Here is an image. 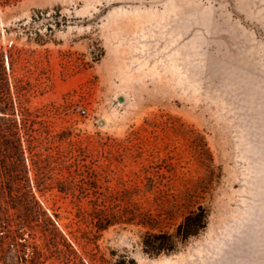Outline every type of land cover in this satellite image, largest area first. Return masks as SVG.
<instances>
[{
  "label": "rangeland",
  "instance_id": "1",
  "mask_svg": "<svg viewBox=\"0 0 264 264\" xmlns=\"http://www.w3.org/2000/svg\"><path fill=\"white\" fill-rule=\"evenodd\" d=\"M2 54L26 152L3 203L26 246L13 264H264V0H16ZM29 136L68 157L76 197L38 182ZM100 194L156 231L199 206L208 223L150 256L142 226L90 234L80 209Z\"/></svg>",
  "mask_w": 264,
  "mask_h": 264
},
{
  "label": "trees",
  "instance_id": "2",
  "mask_svg": "<svg viewBox=\"0 0 264 264\" xmlns=\"http://www.w3.org/2000/svg\"><path fill=\"white\" fill-rule=\"evenodd\" d=\"M15 2L16 0H0L2 6L11 5ZM7 59L13 69L16 62L15 58L9 56ZM14 91L12 94L10 78L2 54L0 60V157L2 159L0 174H4V176L0 180V229L7 230L0 237V264H13L19 259L23 261L24 257L21 254L26 247L18 242L19 237L16 232L2 226V224H6L3 203L6 202V198L16 199V156L17 159L22 160L26 153L21 140L16 142V86H14ZM29 137L27 151L32 155L34 165H36L38 182L41 180L51 182L52 186L57 185L61 193H68L76 197L74 181L80 174L78 170L71 172L73 164H68V157L61 152L44 157L43 154L37 152L38 146H36L35 139ZM65 169L69 171V177L61 179L60 176ZM112 199H115L113 195L100 194L92 198L89 211L80 209L83 220L91 227L90 234L96 238L97 234L114 224L142 226L147 229L142 241L143 250L150 256L177 252L181 244L197 236L208 223L207 210L199 206L185 216L174 233L171 234L163 230L156 231L160 227V221L152 214L142 213L133 205L120 208L108 204ZM80 260V264H91L83 258ZM92 261H95L94 258Z\"/></svg>",
  "mask_w": 264,
  "mask_h": 264
},
{
  "label": "water",
  "instance_id": "3",
  "mask_svg": "<svg viewBox=\"0 0 264 264\" xmlns=\"http://www.w3.org/2000/svg\"><path fill=\"white\" fill-rule=\"evenodd\" d=\"M119 102H121V103L124 102V98H120ZM101 125H104V123H102Z\"/></svg>",
  "mask_w": 264,
  "mask_h": 264
},
{
  "label": "built area",
  "instance_id": "4",
  "mask_svg": "<svg viewBox=\"0 0 264 264\" xmlns=\"http://www.w3.org/2000/svg\"><path fill=\"white\" fill-rule=\"evenodd\" d=\"M82 112H83V113H86V111H85V110H82Z\"/></svg>",
  "mask_w": 264,
  "mask_h": 264
}]
</instances>
